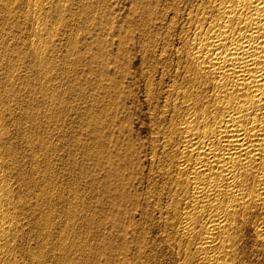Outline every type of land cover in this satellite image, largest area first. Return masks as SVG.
<instances>
[{
    "label": "bare ground",
    "instance_id": "6f19581e",
    "mask_svg": "<svg viewBox=\"0 0 264 264\" xmlns=\"http://www.w3.org/2000/svg\"><path fill=\"white\" fill-rule=\"evenodd\" d=\"M99 1L0 0V264H264V0Z\"/></svg>",
    "mask_w": 264,
    "mask_h": 264
},
{
    "label": "rangeland",
    "instance_id": "374dc122",
    "mask_svg": "<svg viewBox=\"0 0 264 264\" xmlns=\"http://www.w3.org/2000/svg\"><path fill=\"white\" fill-rule=\"evenodd\" d=\"M106 1V2H105ZM139 1L140 0H100L97 4H95L96 5V8H95V6H94V12H95V14L96 15H99V14H101L102 15V18H103V22L105 23V24H107V23H109L110 22V20L113 18V21L114 22H118V24L120 25L121 24V26L123 25V23H124V20L126 19V17H127V15H128V13H129V11L130 12H132V13H134L135 14V12H136V10H137V8H138V5H139ZM104 2V3H103ZM111 2V3H110ZM117 2V3H116ZM106 3V4H105ZM111 4V5H110ZM106 5V6H105ZM103 6V7H102ZM109 6H110V8L112 9L113 7H117V8H119L120 9V11L119 10H117L116 12H114L113 14L110 12V8H109ZM106 7V8H105ZM103 8H105V9H103ZM109 8V9H108ZM99 9V10H98ZM102 9L104 10V12H102ZM101 10V11H100ZM99 11V12H98ZM106 11H107V13H106ZM119 12H121L122 14H120L119 15ZM71 13V12H70ZM70 13H67L66 15H65V17H67V18H69V16H70ZM103 13V14H102ZM105 15V16H104ZM108 16V17H107ZM104 17H106V18H104ZM75 19H71V24L69 25V29H72V31H74V33H76L75 34V38H76V40H75V45L76 46H81V38H82V34H83V26H81V28L80 29H78L77 30V26L75 25V21H74ZM104 20H106V21H104ZM93 20H91L90 22H92ZM92 24H93V22H92ZM76 27V28H75ZM80 27V26H79ZM60 29L63 31V26H60ZM82 29V30H81ZM58 39L59 40H57L58 42V46H57V43L55 42L54 43V45L55 46H57V52H61L60 53V55H63L67 50H68V48H69V42H68V39H67V35L64 33L63 35H60V34H58ZM106 39H107V37H105ZM54 46V47H55ZM103 49L101 50H99L98 48H96V45L94 46V48L91 50V51H89L87 54H86V59H85V63H84V65H83V68L84 69H86L87 71H88V68L89 67H91V65H89L88 66V64H89V60H90V56L92 55V54H96V53H98V55H99V57H100V59L102 60V61H106V59L107 58H109L108 57V55H107V48L109 47V45L107 44V41L105 42V40H104V43H103ZM132 47H133V49H134V52H136V49H137V43H136V41H134L133 43H132ZM55 49H56V47H55ZM59 50V51H58ZM92 51H93V53H92ZM100 51V52H99ZM103 51V52H102ZM72 52H73V49H72ZM106 52V53H105ZM88 56H89V58H88ZM102 57V58H101ZM73 60V59H72ZM2 63V62H1ZM0 63V64H1ZM124 64V66L126 65V58H124V56H123V58L120 60V62H119V60H118V62L116 63V64ZM101 64V63H100ZM118 64V65H119ZM137 65H138V62L137 61H135V63H134V68L132 69V70H135L136 68H137ZM71 67V66H70ZM68 68V69H70V71H71V68ZM93 67H95L96 68V66H93ZM86 71V72H87ZM72 73H74V72H72ZM69 74H70V76L69 77H67L66 75H61L60 74V77L62 76V79H63V77H64V79H65V77H67V79L68 80H70L71 78L73 79V75H71V72H69ZM89 74H86L85 75V77H84V81H85V79H86V81L84 82L83 80H82V82L83 83H79V88H78V90L76 91V92H74V96H72V94L73 93H68V94H66L65 93V91H64V94H62V98L63 99H67L66 101H68V104L69 105H77L78 107H80V109L81 110H87L88 112H89V109L90 108H92L93 109V112L92 113H90V114H88L87 113V115H86V117H87V119H86V117L85 116H82V117H79V118H77L76 120H74V122H72V120H70V118H68V115H67V113L64 115L65 117H63V119H64V131H65V133L67 132V135L68 134H70V133H74V134H76V137H78L82 142H85V141H87L88 140V136L86 135V133H85V130L87 129V127H86V124L89 122V121H91L92 120V118L94 117V110H95V108L98 106V108H104V107H106V104H108V96H106V95H104L103 93L102 94H100V92H101V90H99L95 85H93V83H94V80L92 79V78H94V77H90V79H89ZM62 79L60 78L59 79V83H61V84H65L64 83V81H62ZM63 79V80H64ZM71 79V80H72ZM70 80V81H71ZM63 82V83H62ZM71 83V82H70ZM88 83V84H87ZM90 83V84H89ZM69 83L67 82L63 87H65L66 88V86L68 85ZM95 84V83H94ZM84 85H85V88H84ZM91 85V86H90ZM86 86H88L87 88L88 89H86ZM63 87H62V90H64L63 89ZM92 90H91V89ZM91 90V91H90ZM80 91H82V93H83V91H84V95H83V97L82 96H80L79 95V92ZM87 91H90V92H87ZM86 93H87V96L89 97V99L91 100H89L87 97H86ZM78 94V95H77ZM93 94H94V96H93ZM100 94V95H99ZM65 96V97H64ZM107 97V98H105V97ZM68 97H69V99H68ZM73 97H74V99H73ZM82 97V99L84 100H82V99H80ZM85 97V98H84ZM104 98V100L106 101V103H104L105 101H103V98ZM77 98V99H76ZM71 99L73 100V101H71ZM80 99V100H79ZM86 99L88 100V101H86ZM100 99V100H99ZM76 100V101H75ZM79 100V101H78ZM75 101V102H74ZM93 101V102H92ZM98 101V102H97ZM100 101H102V102H100ZM74 104H73V103ZM88 102V103H87ZM85 103H87V104H85ZM102 103V104H101ZM89 104V105H88ZM81 105V106H80ZM84 105V106H83ZM94 105V106H93ZM100 105V106H99ZM101 105H102V107H101ZM85 106H86V108H85ZM89 108V109H88ZM66 109H68V106H66ZM73 116H76V115H73ZM121 116H122V114H121ZM85 117V118H84ZM89 117V118H88ZM91 117V118H90ZM84 120H86V122L84 123ZM101 121H103L104 123H103V127H102V132L104 131V134H106V132L107 133H109V130L106 128V129H104V124H106L107 122V116L105 115V116H102L101 117V119H100ZM88 121V122H87ZM135 124L138 126V123L137 122H135ZM107 125V124H106ZM84 127V128H83ZM83 148H81V146H79V150H78V159L79 160H81V162H83V163H85L86 165L88 164V166H90L91 165V162L92 161H94V159H88L87 160V158H84L83 157V153H84V149L82 150ZM82 153V154H81ZM103 153H106V149H103ZM92 160V161H91ZM84 178L82 177V179H80V187H82L81 186V182H82V184H84L83 182H84V180H83ZM83 180V181H82ZM101 230V229H100ZM99 264H105L104 263V261H102V260H100V262H99ZM108 264H123V260H122V258H121V256L118 254L116 257H115V259L113 258L111 261H110V263L108 262Z\"/></svg>",
    "mask_w": 264,
    "mask_h": 264
}]
</instances>
